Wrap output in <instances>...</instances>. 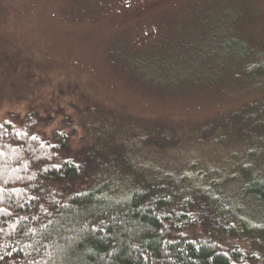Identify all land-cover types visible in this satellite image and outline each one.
Segmentation results:
<instances>
[{"label": "rangeland", "instance_id": "1", "mask_svg": "<svg viewBox=\"0 0 264 264\" xmlns=\"http://www.w3.org/2000/svg\"><path fill=\"white\" fill-rule=\"evenodd\" d=\"M27 114L70 152L123 144L135 184L237 188L264 169V0H0V122Z\"/></svg>", "mask_w": 264, "mask_h": 264}, {"label": "trees", "instance_id": "2", "mask_svg": "<svg viewBox=\"0 0 264 264\" xmlns=\"http://www.w3.org/2000/svg\"><path fill=\"white\" fill-rule=\"evenodd\" d=\"M23 120L0 122V264H264L262 167L227 191L155 170L135 184L123 144L70 152Z\"/></svg>", "mask_w": 264, "mask_h": 264}]
</instances>
